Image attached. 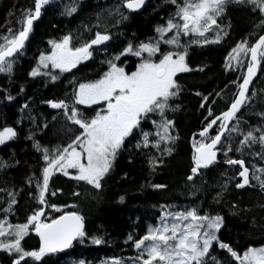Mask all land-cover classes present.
Wrapping results in <instances>:
<instances>
[{"label": "snow or ice", "instance_id": "snow-or-ice-1", "mask_svg": "<svg viewBox=\"0 0 264 264\" xmlns=\"http://www.w3.org/2000/svg\"><path fill=\"white\" fill-rule=\"evenodd\" d=\"M54 2L34 0V9L22 11L18 21L20 27L15 32L9 29L8 33L0 36V74L6 75L9 80L14 75V66L19 57L25 53L26 42L34 31V21L41 17L45 6ZM166 2L174 6L175 11L163 23L154 26L155 35L137 42L129 39L115 53L109 52L116 45L113 33L109 31V21L112 27L127 22L132 13L145 8L147 0H120L112 8L98 13L95 24L82 25L84 32L90 34L95 27L94 35L86 38L79 29L70 31L59 38H49L48 49L39 52L36 64L29 72L30 77H44L46 83H55L64 74H72L69 78L73 86L70 94L66 93L64 98L43 101L51 109L58 110L63 121L62 130L71 135L64 143H57L50 148L36 141L34 132L30 130L27 139L33 140V147L41 153L43 161L42 180H35L36 200L41 207L34 209L25 222L14 223L9 219L15 215L18 190L0 188V193H6L7 196L6 206L0 209L3 214L0 217V252L9 256L11 264H47L45 257L70 249L74 241L83 243L90 238L94 245L106 243L102 236L88 233L85 217L78 211H64L76 205L60 206L46 201L50 177L61 172L74 181L102 190L118 155L126 149V141L131 143L130 138L135 139L136 149L153 150L149 153L148 163L150 170L155 171L166 157L173 154L179 139L175 122L169 113L179 108L173 101L183 91L180 74L204 71L203 66H190L188 57L192 46L219 44L228 36L231 25H223L218 21L226 16L233 5L247 7L258 13L260 19L256 27L264 29V0ZM80 3L81 0H70L63 5L60 14L71 17L78 11ZM110 41L112 44H109ZM101 52L105 53V57L100 63L105 64L107 70L96 79H85L81 66L87 67V62L94 60L95 55ZM122 57L125 59L122 60ZM128 57L136 58L132 71H126L124 66ZM224 68L240 73L230 81L236 91L226 101L225 110L216 114L212 105L216 103L215 97L223 98L222 93L227 85L214 94L195 93L201 98L200 107L205 109L206 116L198 133L199 139H196V133L193 134L192 167L186 177L187 181L193 182L191 187L200 191L202 185L196 184L194 178L203 179L206 170L221 162L230 166L235 175L225 178L218 185L220 191L213 197L216 203L220 202L230 183L237 177L242 179L237 180L235 188L258 186L264 191V167H258L254 162L256 158L264 162V111L254 113L259 118L256 124L243 120V113L237 115L242 108L247 112L255 107L253 101L257 93L253 79L258 72L264 76V34H259L251 43L247 37L236 42L225 56ZM250 85H253L251 93ZM23 91L21 86L20 92ZM4 98L9 102L15 99L7 91ZM260 99L264 102V96ZM89 110L94 115H88ZM20 111L36 125V117L31 114L28 103H24ZM52 120L55 121L56 116ZM146 124L149 126L147 129ZM214 126L215 134H210ZM48 127V123L43 122L42 128ZM17 137L16 128L3 126L0 129V146H6ZM236 138H239L238 143L233 148ZM256 145H259L258 151L253 150ZM229 153H234V156H229ZM218 154L222 160L218 159ZM235 154H239V158H235ZM245 156L253 157L249 161L250 167L245 165ZM13 159L6 161L0 158V170L11 167ZM33 179L32 176L28 178L29 185ZM150 186L157 190L167 188L165 184ZM51 194L54 196L56 192ZM73 195L78 196L79 192H73ZM124 200L123 195L119 197L121 203ZM2 201L3 197H0ZM159 207L160 216L155 224L146 226L144 235L135 238L129 234L126 238L125 242L132 243L136 255L128 259L112 258L102 264H264V246H247L241 252L222 240L219 233L225 226L224 217L219 213L202 211L201 203L179 207L162 204ZM45 208L59 215L53 216L51 212L46 214ZM232 208L235 209L236 205H232ZM32 232L39 238V243L37 248L28 250L22 242ZM216 249L223 250L226 258H218ZM79 264L87 262L80 260Z\"/></svg>", "mask_w": 264, "mask_h": 264}, {"label": "trees", "instance_id": "trees-1", "mask_svg": "<svg viewBox=\"0 0 264 264\" xmlns=\"http://www.w3.org/2000/svg\"><path fill=\"white\" fill-rule=\"evenodd\" d=\"M69 2L70 0H55L54 3L47 5L48 8L45 6L42 9V15L33 25L34 31L26 43L25 53L19 57L14 66V75L11 80L6 75L0 74V129L3 126H11L18 132L15 140L8 142L6 146H0V158L6 161L14 158L11 161V167L0 170V188H12L19 192L15 215L9 217L14 223L25 222L26 217L34 209L41 207L36 200L35 180H42L43 161L41 153L33 147V140L27 139L30 130L34 132L36 141L50 148L57 143H64L68 137L60 131L59 126L57 127L63 122L62 117L58 115V110L51 109L43 101L64 98L66 93L72 92V84L68 79L46 83V78L30 77L29 72L35 66L39 52L48 49L49 38H59L70 31L82 29V25L89 24L92 15L89 11L91 1L81 0L75 14L71 17H62L59 13L63 5ZM157 2L159 10L157 15L153 14V11L149 13L145 11L131 16L121 34L120 31L115 32L114 40L120 42L124 35L126 42L129 39L137 42L150 37L154 26L166 20V12L169 8L164 0H157ZM33 4L34 0H0V36L8 33L9 29L15 32L20 27L18 21L22 16L21 12L24 9H34ZM259 19V14L251 11L250 8L230 6L226 16L222 18L223 25H231L228 30L229 35L219 44L192 46L189 50L190 66L193 68L203 66L204 71L180 74L183 91L173 101V104L179 105V108L169 113V117L175 122L179 139L173 154L166 157L164 163L155 171L150 170L148 163L149 153L153 150L136 149L135 139L130 138L131 143L126 141V149L118 155L112 171L105 178L102 190H96L84 182L74 181L62 173L50 177L49 190L45 193L46 201L60 206L76 205L75 208H65L64 211H78L85 217L88 233L102 236L106 243L94 245L90 238L83 243L76 242L65 254L45 257L47 264H79L80 260L86 261L87 264H102L103 261L116 257L135 256L136 250L132 243L125 242L127 236L132 234L135 238H139L144 235L146 226L149 223H156L160 216L159 206L162 204L179 207L201 203L202 211L208 210L212 214L219 213L224 217L225 226L219 233L222 240L241 252L247 246H264V207H262L264 194L258 186L237 189L234 186L238 180L237 177V180L230 183L220 202H214L213 197L220 191L218 185L225 178L235 175V171L222 162L206 170L203 179L194 178L196 184L202 185L200 191L191 187L193 182L186 180L192 167L193 134L196 133V139H199L198 133L203 127L206 116L205 109L200 107L201 98L195 93L199 91L205 95L214 94L225 89L227 85V89L222 93L223 98L215 97L216 103L212 105L216 114L226 109V101H229L232 93L236 91L235 85L230 81L236 79L240 73L225 70V56L241 39L247 37L251 43L258 38L259 34H264V29L256 27ZM252 33L256 35H250ZM87 68L88 65L82 69L86 71L84 75L86 79L90 80L91 76L87 75ZM253 85L257 93L253 101L255 107L247 112L242 108L241 113L237 114L240 116L243 113V120L249 124L258 122L259 118L254 114L255 112L264 111V102L260 99L264 96V76L260 72ZM21 86L24 89L22 93ZM6 91L15 99L7 101L4 98ZM24 103L29 104L31 114L36 117V125L24 113H21L20 109ZM80 107L83 108V106ZM87 114L94 115L91 110ZM22 116H24L23 119H21ZM53 116H56L55 121L52 120ZM43 122L48 123L47 129L42 128ZM38 125L41 127H37ZM145 127L147 129L149 126L146 124ZM214 129L210 134H215ZM238 139L233 141V148L236 147ZM253 150L258 151L259 145L254 146ZM229 156H234V153H229ZM235 158H239V154H235ZM244 158L246 165L250 167L249 161L253 160V157L245 156ZM219 159L222 160L220 154ZM16 161L19 163H15ZM254 162L258 167H264V162L258 158ZM30 176L34 177L31 185L28 183ZM151 184H165L167 188L157 190L151 188ZM57 189L59 191H56ZM53 191L56 192L54 196L51 194ZM73 192H79V195H73ZM122 195L125 197L123 203L119 201ZM0 197H3V201L0 202V209H2L7 203L6 193H0ZM232 205H236V208L233 209ZM49 212L53 216L59 215L46 208V214ZM2 215L0 213V217ZM22 243L26 249L32 250L38 247L39 240L32 232ZM215 255L220 259L226 258L223 250L216 249ZM0 264H11L9 256L3 252H0ZM36 264H42V262H36Z\"/></svg>", "mask_w": 264, "mask_h": 264}, {"label": "flooded vegetation", "instance_id": "flooded-vegetation-1", "mask_svg": "<svg viewBox=\"0 0 264 264\" xmlns=\"http://www.w3.org/2000/svg\"><path fill=\"white\" fill-rule=\"evenodd\" d=\"M83 1H84V0H83ZM90 1H91V6H90L89 11L92 12V15H91V20H90V22H89L88 25H93V24H95V22H96V16H97V14L100 13L102 10H104V9H110V8H112L114 5L120 3V0H90ZM164 2L166 3V6L169 7L168 10H167V12H166V13H167L166 19H167L168 15H169L170 13H173L174 10H175V8H174V6L168 4V3L166 2V0H164ZM157 6H158V2H157V0H147V4H146L145 8L141 9L138 13H132L131 16L136 15V14L138 15V14L144 13L145 11H146L147 13L153 11V14H156V15H157L158 12H159ZM125 11H127V10H125ZM104 15L107 16V13L105 12ZM130 18H131V17H130ZM127 22H128V21H127ZM127 22H125V23H123V24H121V25H118V26H116V27H112V26H111V21H109V25H110V27H109V31H110L111 33H113V39H115V36H114V35H115V32H119V31H120V34H121V32H122V30L124 29V27H125V25H126ZM218 22L222 23V19L219 20ZM80 31H81V32H84V29L82 28V29H80ZM95 31H96V28L93 27V28H92V33L90 34V33H88V32H84V36L87 38V37H89L90 35H94ZM151 33H152V34H151L150 37H152V36L155 35V33H154V28H153V30H152ZM122 34H123V33H122ZM124 36H125V35H124ZM124 36H123V39H122L120 42H116V45L113 46V47H111V48L109 49V52H110V53H115L116 51H119L121 47L124 46V44L126 43V40H127ZM109 44H112V41H110ZM104 57H105V53L101 52V53H98V54L95 55V59H94V60L87 62V65H88V68H87V70H88V74H87V75H88V76H91L90 80H91V79H96V78H98V77H99L104 71L107 70V66H106L105 64H101V63H100V61H101L102 59H104ZM123 59H125V58L122 57V60H123ZM135 60H136V58H134V57H128V58H126V63H125V65H124L126 71H132V70H134V63H135ZM83 67H84V66L82 65L81 68H83ZM74 71H76V70H74ZM85 72H86V71L83 69V75H85ZM79 74H80V73H78V75H79ZM71 75H72L71 73H66V74H64L63 76H61L60 79H61V80H67V79L69 80V78L71 77ZM88 76H87V77H88ZM84 78L86 79V76H84ZM93 107H96V106H93ZM61 123H63V122H61Z\"/></svg>", "mask_w": 264, "mask_h": 264}, {"label": "water", "instance_id": "water-1", "mask_svg": "<svg viewBox=\"0 0 264 264\" xmlns=\"http://www.w3.org/2000/svg\"><path fill=\"white\" fill-rule=\"evenodd\" d=\"M39 19H40V18H39ZM39 19L36 20V21H34V23H35V22H38ZM257 76H258V73H257ZM257 76L253 79V83H254V81L256 80ZM251 86H252V85H250V88H251ZM214 127H215V126H214ZM213 129H214V128H213ZM213 129H212V130H213ZM212 130H210V132H211ZM218 159H219V154H218ZM245 165H246V163H245ZM227 166H228V165H227ZM246 166H247V165H246ZM236 167H239V166H236ZM250 175H251V172H250ZM238 179H242V178H238ZM248 188H251V187L246 186L244 189H248ZM242 190H243V189H242ZM263 194H264V191H263ZM38 240H39V238H38ZM76 242H77V241H74V242H73V246L76 244ZM73 246H72V247H73ZM72 247H71V248H72ZM71 248H70V249H71ZM70 249H66V250H64L63 252L58 253V254H65V253H67Z\"/></svg>", "mask_w": 264, "mask_h": 264}, {"label": "rangeland", "instance_id": "rangeland-1", "mask_svg": "<svg viewBox=\"0 0 264 264\" xmlns=\"http://www.w3.org/2000/svg\"><path fill=\"white\" fill-rule=\"evenodd\" d=\"M1 75H3V74H1ZM61 124L62 123H59V125H57V127L59 126V129H60V131H62V133H65L66 135H71V133H66V131L65 130H62V128H61ZM73 127H75V126H73ZM69 171H72V170H69ZM57 173H61V172H56V173H54V174H57ZM53 174V175H54ZM22 222H24V221H22ZM124 259H128V258H124Z\"/></svg>", "mask_w": 264, "mask_h": 264}, {"label": "bare ground", "instance_id": "bare-ground-1", "mask_svg": "<svg viewBox=\"0 0 264 264\" xmlns=\"http://www.w3.org/2000/svg\"><path fill=\"white\" fill-rule=\"evenodd\" d=\"M15 2V1H14ZM17 3H18V1H17ZM16 4V3H15ZM21 5V4H20ZM34 5V4H33ZM28 6V5H27ZM14 7H15V5H14ZM20 7V6H19ZM47 8H48V6H47ZM236 9V8H235ZM244 10V9H243ZM11 12V11H10ZM43 12V11H42ZM22 13V12H21ZM59 15H60V13H59ZM58 15V16H59ZM250 15V14H249ZM63 17V16H62ZM18 19V18H17ZM20 19V18H19ZM15 23H16V21H15ZM35 24V23H34ZM66 29V28H65ZM62 34H63V32H62ZM263 34V33H262ZM253 38V37H252ZM208 50V49H207ZM198 56V55H197ZM221 103V102H220ZM220 105V104H219ZM222 105V104H221ZM225 166H227L226 164H224ZM252 191V190H251Z\"/></svg>", "mask_w": 264, "mask_h": 264}]
</instances>
